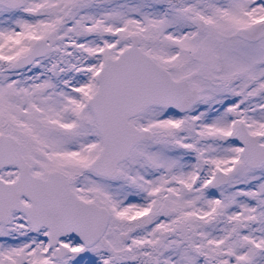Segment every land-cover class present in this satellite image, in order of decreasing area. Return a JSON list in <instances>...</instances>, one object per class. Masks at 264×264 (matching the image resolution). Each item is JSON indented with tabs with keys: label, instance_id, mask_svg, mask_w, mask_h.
Here are the masks:
<instances>
[{
	"label": "snow or ice",
	"instance_id": "snow-or-ice-1",
	"mask_svg": "<svg viewBox=\"0 0 264 264\" xmlns=\"http://www.w3.org/2000/svg\"><path fill=\"white\" fill-rule=\"evenodd\" d=\"M0 264H264V0H0Z\"/></svg>",
	"mask_w": 264,
	"mask_h": 264
}]
</instances>
